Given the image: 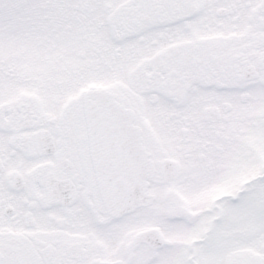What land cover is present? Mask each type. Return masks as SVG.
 I'll use <instances>...</instances> for the list:
<instances>
[{
  "label": "flooded vegetation",
  "instance_id": "1",
  "mask_svg": "<svg viewBox=\"0 0 264 264\" xmlns=\"http://www.w3.org/2000/svg\"><path fill=\"white\" fill-rule=\"evenodd\" d=\"M46 2L0 97V264H264V0Z\"/></svg>",
  "mask_w": 264,
  "mask_h": 264
},
{
  "label": "rangeland",
  "instance_id": "2",
  "mask_svg": "<svg viewBox=\"0 0 264 264\" xmlns=\"http://www.w3.org/2000/svg\"><path fill=\"white\" fill-rule=\"evenodd\" d=\"M56 5H49L46 0H0V97H14L12 89L7 88L14 80L8 72L27 81L35 75L34 70L45 66L49 47L45 24L48 20L59 21ZM19 91L27 92L28 88Z\"/></svg>",
  "mask_w": 264,
  "mask_h": 264
},
{
  "label": "water",
  "instance_id": "3",
  "mask_svg": "<svg viewBox=\"0 0 264 264\" xmlns=\"http://www.w3.org/2000/svg\"><path fill=\"white\" fill-rule=\"evenodd\" d=\"M88 97L89 98L101 97V98L108 99L109 96H108V93L104 91L93 89L88 92ZM109 104L110 103L95 104L92 102V105H94L95 107L96 106L101 107V109H99V119L102 123V128H111L114 126L113 127L114 129H122L128 132L131 126L128 122L127 116H125L124 112L121 109H114L112 108L113 106L110 104L112 106L111 107ZM108 111L111 113V115H109ZM126 136H129V135L126 133ZM131 140H132L131 141L132 154L134 155L138 151L137 143L133 138ZM148 167L150 169V166ZM139 169L142 171V168H139Z\"/></svg>",
  "mask_w": 264,
  "mask_h": 264
}]
</instances>
